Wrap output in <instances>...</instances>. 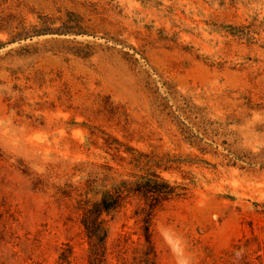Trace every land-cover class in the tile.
Here are the masks:
<instances>
[{
  "label": "rangeland",
  "instance_id": "obj_1",
  "mask_svg": "<svg viewBox=\"0 0 264 264\" xmlns=\"http://www.w3.org/2000/svg\"><path fill=\"white\" fill-rule=\"evenodd\" d=\"M116 193L108 264H264V0H0V264H90Z\"/></svg>",
  "mask_w": 264,
  "mask_h": 264
},
{
  "label": "trees",
  "instance_id": "obj_2",
  "mask_svg": "<svg viewBox=\"0 0 264 264\" xmlns=\"http://www.w3.org/2000/svg\"><path fill=\"white\" fill-rule=\"evenodd\" d=\"M147 185L148 188L145 189V194L148 196L150 204L148 208L144 209V212L146 215V236L148 242L151 243L152 233L150 232V226L157 207L165 200H169L172 196H175L176 193L175 187L166 181L161 185L166 188L168 187V189L159 187V185L152 186L151 182H148ZM121 198V193L104 195L84 217L83 223L92 247L90 264H108L105 246L107 234L106 229L103 227L104 220H102V215L117 209L121 205Z\"/></svg>",
  "mask_w": 264,
  "mask_h": 264
}]
</instances>
